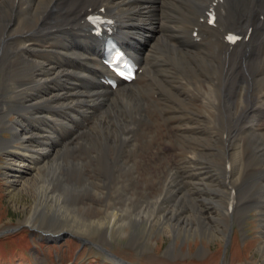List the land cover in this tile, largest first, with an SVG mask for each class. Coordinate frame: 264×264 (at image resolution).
<instances>
[{"label": "bare ground", "instance_id": "bare-ground-1", "mask_svg": "<svg viewBox=\"0 0 264 264\" xmlns=\"http://www.w3.org/2000/svg\"><path fill=\"white\" fill-rule=\"evenodd\" d=\"M214 3L0 0V132L13 133L0 135V154L8 158L4 170L10 181L34 199L24 223L52 237L90 231L109 238L128 226L139 238L136 228L145 223L150 233L158 227L187 238L226 233L224 219L230 220L232 206L246 210L262 203L264 216V0ZM211 7L217 9L216 26L208 24ZM102 8L142 68L115 90L100 81L102 42L87 19ZM167 18L174 20L173 35ZM231 31L243 38L229 43ZM162 50L164 59L158 56ZM143 122L151 130L157 124L163 128L155 139L145 131L147 144L156 148L150 150L153 158L134 162L127 151L120 157L111 152L110 145H132ZM167 135L178 144L171 159L162 146ZM77 171L90 181L78 184ZM103 174L140 183L142 202L129 217L117 212L125 199L134 200L124 181L111 187L109 196L95 192L106 184ZM205 187L209 196L202 194ZM186 193L194 212L184 204ZM206 200L223 203L224 210L209 215ZM261 222L264 226V217Z\"/></svg>", "mask_w": 264, "mask_h": 264}, {"label": "rangeland", "instance_id": "rangeland-1", "mask_svg": "<svg viewBox=\"0 0 264 264\" xmlns=\"http://www.w3.org/2000/svg\"><path fill=\"white\" fill-rule=\"evenodd\" d=\"M158 12L160 13L161 10L158 9ZM160 14L166 17L163 12ZM167 19L171 23H169L171 26L169 28L170 34L173 35L176 27L174 26V20L170 18ZM169 30L166 32L169 33ZM158 56L164 59L168 55L165 50H162L159 52ZM102 111H105V109H102ZM10 118L15 119L16 114H12ZM147 123L148 122L140 123V125H142L141 130L139 129L137 131L138 133L135 132L132 134L133 144L130 145L131 148L130 146L122 145L118 149H115L110 145L112 147L111 152L116 151V156L120 157L123 151H127V157L130 160L133 159L134 162L136 159H143L144 156L146 159L151 158L152 153H150V150L152 151V148L156 150V148L152 147L150 143L147 144V132L145 131L150 130L149 134H152V139H155L156 136L158 138L163 136V128L160 127V124H157L154 125V129L151 130L148 129L150 126L149 123ZM85 124H87V122H85ZM0 135L5 138H12L13 133L5 129L0 132ZM166 139L167 142L162 146L164 150L167 151L166 157L171 159V148L173 145L178 146L177 139L175 137L170 138L171 141L169 142L168 135ZM6 162H8L6 155L0 154V264H263L264 262V256L260 248L263 241L262 233L264 230V226L261 222L264 217L262 215V203H260L262 206L252 203L250 205L251 208H246V210L243 208L240 209L241 207L235 208L233 206L229 208L233 210L231 211L232 216L230 214V220L224 219L226 225L229 226L227 227L226 233L215 232L214 234H197L188 236L187 238H180L174 236L172 232H168V234L163 229L158 230L160 229L158 227H155L153 230L155 232L150 233L148 225L142 223L136 228L139 238L137 235H134V229L128 226L125 227L124 230H114V233L110 235L111 238L97 236L93 231V233H90V231L88 233L65 231L60 236L52 237L48 235V232L23 222L34 204V199L29 192L18 190L15 184L10 181L4 170ZM109 168L115 169V166L110 165ZM246 171L247 168L244 169L241 175L243 174L244 177H246L249 174H246ZM77 172L79 174H77V180L75 181L78 182V184L84 185L90 181L88 180V176L85 174L81 175L80 171ZM156 175L157 177L159 176L158 173H156ZM100 176L106 181V184L103 185L100 183V187L95 191L98 196H109V192L111 195L113 193V191H110L111 187H118L119 185L117 182L119 181L125 182L124 185L128 187L129 191L128 196H131L134 200L125 199L122 204L118 205L121 209L117 210V212L119 211V217H121V215L125 218L129 217L130 212L134 211L138 206L136 203L142 202L139 188L140 183L132 182L131 184L128 178H125L127 181L125 179L117 181L115 178L118 176L114 174H112L111 177H107V174ZM144 187H146V184ZM174 188L177 189L178 187L176 186ZM207 189L208 188L205 187L203 190L202 194L204 196L210 195V191ZM263 195L264 193L262 196ZM184 198V204L188 212H194L195 204L192 205L193 203H190V198L187 193ZM88 201L92 206L94 201ZM206 201H204L205 203L203 202V204L210 205L213 211L209 215L218 214L220 209L224 210L223 203L216 204V202H212L211 200ZM211 203L214 204V206H212ZM175 204L178 205L176 199ZM105 206L107 211H112L111 207H113V204ZM172 206L173 204H171V207ZM73 207H75V205H73ZM203 215L206 216L207 214L204 212ZM240 216H242L243 221H241L242 219L237 221L240 219ZM210 219L220 226L224 225L221 221H217L218 223L214 221L215 218ZM40 220L41 218H37V222ZM207 220L208 218L206 217V221ZM197 225H202V222H197ZM105 230L106 228L100 230L99 233H104ZM228 238L229 240L226 244Z\"/></svg>", "mask_w": 264, "mask_h": 264}, {"label": "snow or ice", "instance_id": "snow-or-ice-1", "mask_svg": "<svg viewBox=\"0 0 264 264\" xmlns=\"http://www.w3.org/2000/svg\"><path fill=\"white\" fill-rule=\"evenodd\" d=\"M230 39H231V37H230Z\"/></svg>", "mask_w": 264, "mask_h": 264}]
</instances>
